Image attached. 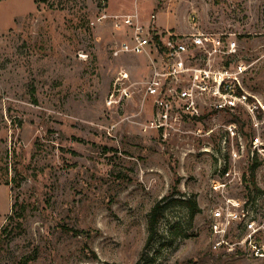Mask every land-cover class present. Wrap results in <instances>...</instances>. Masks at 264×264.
<instances>
[{"label": "rangeland", "instance_id": "1", "mask_svg": "<svg viewBox=\"0 0 264 264\" xmlns=\"http://www.w3.org/2000/svg\"><path fill=\"white\" fill-rule=\"evenodd\" d=\"M136 12L144 23L155 15L164 35L235 41V52L212 61L237 78L226 99L152 125L151 58L113 55L125 32L111 16ZM194 52L190 64L204 65ZM118 86L132 94L116 103ZM258 101L264 0H0V264H264L240 244L242 223L230 228L232 246L215 251L208 222L224 199L213 181L227 182L225 195L248 209L264 247ZM192 197L195 216L177 201Z\"/></svg>", "mask_w": 264, "mask_h": 264}, {"label": "built area", "instance_id": "2", "mask_svg": "<svg viewBox=\"0 0 264 264\" xmlns=\"http://www.w3.org/2000/svg\"><path fill=\"white\" fill-rule=\"evenodd\" d=\"M106 18L108 15H103L99 20ZM111 18L115 29L125 32V39L114 48L113 55L131 53L151 58V75L145 82V94L153 100V105L159 108L156 115L154 114L152 125L161 128L164 124L162 121H176L181 116L198 117L201 102L207 98L219 96L226 99L233 87L232 81L237 78L226 67L215 68L212 61L216 57L235 52V41L225 42L223 36L212 32L183 35L169 31L164 35L155 27V15L151 16L148 23H144L137 12L112 15ZM196 50L204 56L205 63L202 66L190 64V56H193ZM128 78V74L123 73L117 78L115 85H120V82ZM116 91L122 93L112 94L111 100L116 103L130 98L132 94L130 87L118 86ZM255 109L264 112V102L254 103L252 110ZM212 187L224 197L209 213V229L214 238L213 249L220 251L222 248L231 247L230 228L235 223H242L248 233L240 244L243 243L257 255L263 256L264 247L256 244L262 228L254 219L250 220L252 218H249L248 209L240 200L227 198V182L215 180Z\"/></svg>", "mask_w": 264, "mask_h": 264}, {"label": "trees", "instance_id": "3", "mask_svg": "<svg viewBox=\"0 0 264 264\" xmlns=\"http://www.w3.org/2000/svg\"><path fill=\"white\" fill-rule=\"evenodd\" d=\"M180 204L182 205H185L186 207H188V209H190V212H191V215L192 216H195V214L197 212H199V205H198V202H197V199L195 197H192L190 199H187V200H182V199H179L177 200ZM160 210V204H157L151 214H150V227L153 228L154 225L157 223L158 219H159V215L158 214V211ZM6 228H3V231L5 230Z\"/></svg>", "mask_w": 264, "mask_h": 264}]
</instances>
